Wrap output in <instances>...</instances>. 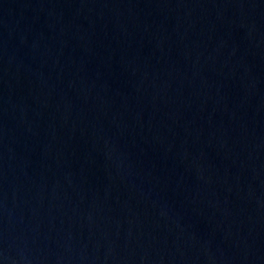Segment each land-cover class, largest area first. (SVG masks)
Segmentation results:
<instances>
[{"label":"water","instance_id":"1","mask_svg":"<svg viewBox=\"0 0 264 264\" xmlns=\"http://www.w3.org/2000/svg\"><path fill=\"white\" fill-rule=\"evenodd\" d=\"M0 264H264V0H0Z\"/></svg>","mask_w":264,"mask_h":264}]
</instances>
